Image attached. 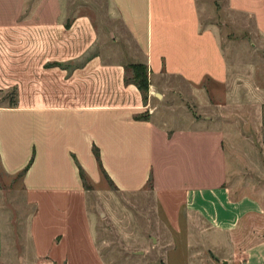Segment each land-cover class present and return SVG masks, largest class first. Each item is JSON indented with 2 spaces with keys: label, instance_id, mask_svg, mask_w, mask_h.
I'll list each match as a JSON object with an SVG mask.
<instances>
[{
  "label": "crops",
  "instance_id": "obj_1",
  "mask_svg": "<svg viewBox=\"0 0 264 264\" xmlns=\"http://www.w3.org/2000/svg\"><path fill=\"white\" fill-rule=\"evenodd\" d=\"M38 1L26 9L27 0H0V89L14 86L19 93L23 85L26 98L0 107V169L16 178L30 162L17 179L25 207H32L18 244L0 220V264H107L77 166L89 186L105 182L122 195L151 182L168 223L185 227L163 245L158 241L159 251L124 256L125 264H264V163L249 148L256 116L264 126V104L254 116L237 112L247 120L204 117L171 124L155 123L149 110L163 75L191 85L228 81L221 27L202 19L198 0H169V16L162 0L157 13L155 0H107L139 55L132 64L147 68L145 103L133 85L123 83V66L97 56L61 77L69 94L48 90V74L65 70L47 65L78 61L94 45L95 31L85 16L66 22L59 0ZM219 7L213 17L217 10L223 18H242L248 25L241 33L264 40V0H222ZM35 82L43 87L39 92L32 89ZM231 95L240 98L238 86ZM60 97L75 98V105L48 103ZM177 249L181 261L168 255Z\"/></svg>",
  "mask_w": 264,
  "mask_h": 264
},
{
  "label": "rangeland",
  "instance_id": "obj_2",
  "mask_svg": "<svg viewBox=\"0 0 264 264\" xmlns=\"http://www.w3.org/2000/svg\"><path fill=\"white\" fill-rule=\"evenodd\" d=\"M159 1L161 0H155L156 13ZM37 3L38 0H27L26 9H34ZM198 3L200 11L205 12L202 19L221 27V47L228 63V81L217 84L204 80L198 85H191L180 78L161 76L162 89L157 90L156 95L150 99L149 110L152 111L155 123L171 124L175 119L187 123L204 117L230 120L234 117L236 120H242L238 118L240 116L247 120L248 115L243 117L237 112L247 111L254 116L259 105L264 104V97L260 92L264 91V40L258 35L250 37L251 34L241 33L242 27L248 25L242 18H223L221 12H217L222 0H198ZM55 4H59L60 10H66V22L73 16H85L95 31V42L91 50L75 63L47 65V68L57 67L65 70V74L57 75L55 72L48 74L51 78L47 81L48 90H59L61 93L69 94L67 89L70 87L63 84L61 77L66 78L73 69L82 67L89 57L97 56L104 63H119L121 66L140 61L136 48L121 28L107 0H59ZM170 4L169 0H162L160 3L164 16H169L172 12ZM216 7H218L216 17H213L212 13ZM181 10L183 15H188L186 9L181 7ZM123 75L127 81L132 78L131 71L123 72ZM237 86L240 89V98L231 95ZM23 88L21 85L19 93L14 86L0 89V107L8 106L9 101H24L26 98ZM32 89L39 92L43 87L35 82ZM249 90L255 91L256 96L249 98L247 96ZM47 100L49 104L55 106L75 105V98L70 97ZM219 110H225L227 113L221 116ZM256 118L254 128L250 130L252 148L251 146L249 148L254 150V155H258L257 162L263 164L264 126L259 125L258 117ZM249 148L244 149L246 154H249ZM150 185L151 182L143 191L133 195L116 193L105 182L99 186H89L86 190L87 209L92 213L96 223V245L107 264H125L123 257L136 259L135 252L151 254L159 251L158 241L163 245L170 234L184 233L183 224L172 226L168 223L152 198ZM31 210L32 207H25L19 180L6 176L0 169V220L3 230L10 229L9 236L15 240V244L20 243L22 239L25 221L23 218H27ZM180 218L182 220L183 216L180 215ZM168 255L173 261L177 258L181 261L183 257L180 249L170 251ZM126 264L136 263L129 260Z\"/></svg>",
  "mask_w": 264,
  "mask_h": 264
},
{
  "label": "trees",
  "instance_id": "obj_3",
  "mask_svg": "<svg viewBox=\"0 0 264 264\" xmlns=\"http://www.w3.org/2000/svg\"><path fill=\"white\" fill-rule=\"evenodd\" d=\"M55 64V65H54ZM53 66H58V64L54 63ZM50 65V64H49ZM52 66V65H51ZM123 71L124 73H126L127 71H131L132 72V78L131 80L127 81L125 79V77L123 78V83L124 84H131L133 85L136 90L139 92V95L141 97V100L143 102L146 101V96H147V68L145 65L143 64H127L125 66H123ZM16 105V101H9V107H13ZM92 155L98 165V168L100 170L101 175H103L104 178H106V176L104 175L100 165H99V159H98V152L97 149L95 147L92 148ZM30 163V162H29ZM29 163L27 164V166L16 175V178H21V176L24 174L25 170L27 169V167L29 166ZM78 169V176L79 179L83 185V187H85V189L87 190L89 188V185L87 183V178L85 176V174L82 172V170L77 166Z\"/></svg>",
  "mask_w": 264,
  "mask_h": 264
}]
</instances>
